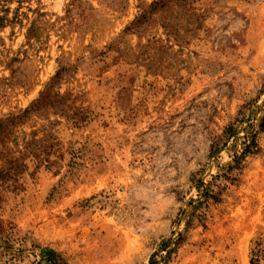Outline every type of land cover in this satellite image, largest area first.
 I'll list each match as a JSON object with an SVG mask.
<instances>
[{
    "label": "rangeland",
    "instance_id": "rangeland-1",
    "mask_svg": "<svg viewBox=\"0 0 264 264\" xmlns=\"http://www.w3.org/2000/svg\"><path fill=\"white\" fill-rule=\"evenodd\" d=\"M263 114L264 0H0V264H264Z\"/></svg>",
    "mask_w": 264,
    "mask_h": 264
},
{
    "label": "trees",
    "instance_id": "trees-1",
    "mask_svg": "<svg viewBox=\"0 0 264 264\" xmlns=\"http://www.w3.org/2000/svg\"><path fill=\"white\" fill-rule=\"evenodd\" d=\"M45 99L46 98L43 97V99L37 105H39V106L42 105L44 103ZM1 126L2 125H0V127ZM235 131L236 130H235L234 126H230L225 132V137H224L225 140L231 139ZM261 132H264V114L262 117ZM258 151H259V147H258V141H257V134L253 133V134H250L249 136H246L244 143L242 145L241 152L237 156L234 157V159H233L234 166L229 167L228 168L229 171H232L235 169L236 170L240 169V166L242 165V163L245 162L247 158L256 154ZM151 262L154 263V257L151 259Z\"/></svg>",
    "mask_w": 264,
    "mask_h": 264
}]
</instances>
